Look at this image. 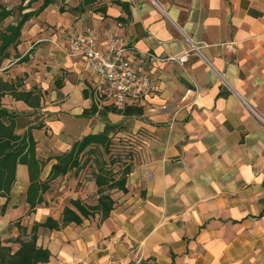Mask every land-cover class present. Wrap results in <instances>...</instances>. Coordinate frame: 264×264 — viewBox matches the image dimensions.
<instances>
[{
  "label": "crops",
  "instance_id": "crops-1",
  "mask_svg": "<svg viewBox=\"0 0 264 264\" xmlns=\"http://www.w3.org/2000/svg\"><path fill=\"white\" fill-rule=\"evenodd\" d=\"M16 1L21 0L0 5L11 9ZM56 1L24 24L16 47L18 53L40 31L28 54L45 55L46 46L35 53L34 45L51 44V87L33 85L52 102L43 128L71 139L65 152L104 129L107 123L100 121L89 127L91 117L103 111L111 125L124 121L130 154L123 162L131 169L127 191H110L114 204L107 218L96 214L79 225L38 230L37 244L50 252L43 264H264V0H96L82 13L71 11L82 0ZM115 1L126 3L129 15ZM98 6L106 7L104 14L92 11ZM42 22L58 27L43 32ZM86 26L96 32L100 47L110 34L122 37L129 57L145 64L154 87L125 105L141 107L140 115L105 111L116 106L99 93L86 61L66 54V32ZM28 54L19 55L28 59ZM183 55L181 62L164 59ZM7 97V105L1 103L9 110H32L9 95L1 101ZM91 105L97 112L84 116ZM32 136L44 181L58 153L39 154L44 129L32 130ZM91 161L88 171L73 169L54 179L44 194L59 187L63 197L88 203L94 196V204ZM28 186L27 168L18 165L3 211L6 198L0 197V238L8 235V224L21 219L23 226L4 240L21 229L28 234L47 217L60 218L63 208L52 214L56 205L48 199L27 212Z\"/></svg>",
  "mask_w": 264,
  "mask_h": 264
},
{
  "label": "trees",
  "instance_id": "trees-1",
  "mask_svg": "<svg viewBox=\"0 0 264 264\" xmlns=\"http://www.w3.org/2000/svg\"><path fill=\"white\" fill-rule=\"evenodd\" d=\"M21 0L20 3L11 9L0 5V63L10 58L9 49L14 50L13 58L18 62L27 60L26 56L20 57L16 47L20 43L21 30L26 22L37 17L45 8L56 0ZM40 1V4L30 9L33 3ZM96 0H82L78 6L71 8V11L82 13L86 7L93 6ZM121 5L125 13L129 15L126 3L115 1ZM105 6L93 7V12L105 13ZM59 11L65 9L59 6ZM15 19L1 27L4 20L9 17ZM22 80L16 78L13 81L0 78V100L5 95L11 96L16 101L24 102L31 109H38L42 93L36 88L22 90ZM55 85L59 87V82ZM87 97L86 92L83 93ZM105 111L121 114L123 116L140 115L141 107L124 106L123 108H105ZM97 112L94 105L85 109L82 114L89 116ZM19 113L9 110L0 103V197L6 198L2 205L3 211L8 202L11 187L15 181L16 168L18 165H25L28 171L29 186L25 194V202L28 204V211L43 201L42 195L49 189L50 183L59 176L65 175L68 171L85 167L92 160L93 170L91 177L96 186V202L88 204L79 198L69 199L61 211L59 220L47 217L42 223H34L28 234L21 229V234L16 238L3 240L0 238V264H43L49 260L50 252L37 244L38 230H58L69 224L79 225L84 219L100 216L103 220L108 217L113 209L114 201L110 191L118 190L125 193L126 177L130 172L129 163L119 160L110 154L112 139L109 134L115 132L116 126L107 123L104 129L96 134H87L80 140L72 143L70 148L54 156L55 163L52 164L50 172L44 181L39 178L43 161L36 156V141L32 136L33 129H41L42 124L29 126L23 133H17V117ZM105 154L108 158H105ZM128 155V154H127ZM85 159L82 161V158ZM118 165L117 170L112 166ZM91 167V166H90ZM23 231V232H22ZM16 245V250H13Z\"/></svg>",
  "mask_w": 264,
  "mask_h": 264
},
{
  "label": "rangeland",
  "instance_id": "rangeland-1",
  "mask_svg": "<svg viewBox=\"0 0 264 264\" xmlns=\"http://www.w3.org/2000/svg\"><path fill=\"white\" fill-rule=\"evenodd\" d=\"M15 3H17V4L14 5L12 8H15L19 4L17 1ZM25 3H26V1L24 2V4ZM39 4H40V1L33 3L31 8H35ZM55 4L57 5V1H54L52 3V5H55ZM6 6H8V3H6ZM51 14L49 15L48 18L50 20H53L54 16ZM73 15L76 16V14H73ZM14 19H15V16L7 18L6 20L3 21L1 27L10 23ZM43 24L45 26L43 29V32L48 31V29L51 27L57 26V24L52 25V23L51 24L46 23V22L40 23V25H43ZM59 28H60V26H59ZM61 28H62V26H61ZM41 32L42 31H40L39 33H36L34 35H31V37L24 40V43L20 47L17 48L18 54H21V55H25L26 53L28 54L29 50H30V48H29L30 44L37 38V36ZM45 46L47 48V53L45 55L41 54V56H40V54H39V56H38L37 54L35 55L33 53L34 54V56H33V54L31 53L32 56H30L28 54L27 55L28 59L21 64H17L16 62H14V59H13L14 50L9 49L10 58L8 60H4L0 63V78L2 80H8V81H13L16 78H20L23 81L22 86H21L22 90L30 89L31 87H33V85L35 83H37V81L48 83L49 76H51V74H52V68H54L52 61H50L51 54H49L53 51L51 49V44L48 41L39 42L36 45H34L33 50H34V52L36 51L35 53H37L38 48L45 47ZM50 84L51 83L49 81L48 85L51 87ZM47 94L48 93L46 92V94L44 96L42 95V98H41L42 104L38 109H32L31 111H29V110H26V111L16 110L19 113V116L17 117V129H16L17 133L21 134V132H23L29 126L42 124L41 129H44V136L41 139L44 141V139L46 138L45 143L39 142V144H40L39 154L42 157H44V156L50 157V156H53L57 153L64 151L67 148V145L69 144V142H71L70 141L71 139L69 140L66 138L65 133L62 132L59 134L56 132V134H53L50 131V129L43 128L46 125L45 124L46 121H48L49 117L51 116L50 113L46 110V107L52 103V102H50V99L47 96ZM7 100H10L9 97L4 98V100H2V101L0 100V103L2 102V103L7 105V102H8ZM55 105H58V104H55ZM42 109H44V110H42ZM113 119H116V117H113ZM80 120H82V119H80ZM99 121L102 123L110 122L107 120V114L103 111H100L99 113H97L91 117V123H89V127L92 129L93 128L95 129L97 126V123ZM123 123H124V121H121V122L115 123V124L113 123L116 126L117 130L115 132H111L109 134V136H111V139H112V147H111L110 154L112 156H116V158L121 160V161L124 159L125 156H127V154H130V152H129V150H130L129 149V134H125L121 130L122 128H124ZM81 128L82 127H80L79 129L76 130V134H78V132L81 130ZM74 129L75 128H71V131ZM70 136H68V137H70ZM36 147H37V144H36ZM104 156L106 159L108 158L107 154H105ZM112 168L114 170H117L118 165L116 164V165L112 166ZM82 170L88 171V169L86 167H84ZM69 198H70L69 196L63 197V192L59 189V187L52 188V190H50L48 192V194H44V196H43V200L48 199V200H50V202H53L54 205H56L51 211L52 214H57V212L60 211L63 208V206L67 205ZM22 199L23 198H20V202L23 201ZM61 200H62V202H61ZM94 200H95L94 196H92V197L88 196L85 201L91 204L94 202ZM25 216L26 215L23 214L22 217H25ZM20 222H21V219L19 220V222H14V223L8 224L7 227H5L6 231H7L6 233L9 235V232L14 227H17V229L20 231V227L23 226V225H21V226L19 225ZM26 228H27V230H29L28 226H26ZM8 235H4V237L1 236V238L4 240L5 237ZM15 246L16 245H14V247Z\"/></svg>",
  "mask_w": 264,
  "mask_h": 264
},
{
  "label": "built area",
  "instance_id": "built-area-1",
  "mask_svg": "<svg viewBox=\"0 0 264 264\" xmlns=\"http://www.w3.org/2000/svg\"><path fill=\"white\" fill-rule=\"evenodd\" d=\"M65 40L66 54L86 61L90 73L96 77L99 93L116 107L139 100L153 89L154 82L145 64L129 57V48L117 34L108 36L105 47H100L96 32L89 26L69 29ZM184 57L164 59L181 62Z\"/></svg>",
  "mask_w": 264,
  "mask_h": 264
}]
</instances>
